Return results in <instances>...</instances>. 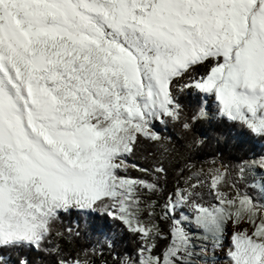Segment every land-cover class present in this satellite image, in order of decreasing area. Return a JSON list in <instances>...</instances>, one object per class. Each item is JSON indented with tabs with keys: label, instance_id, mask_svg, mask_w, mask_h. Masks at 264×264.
Segmentation results:
<instances>
[{
	"label": "snow or ice",
	"instance_id": "snow-or-ice-1",
	"mask_svg": "<svg viewBox=\"0 0 264 264\" xmlns=\"http://www.w3.org/2000/svg\"><path fill=\"white\" fill-rule=\"evenodd\" d=\"M0 264H264V0H0Z\"/></svg>",
	"mask_w": 264,
	"mask_h": 264
}]
</instances>
